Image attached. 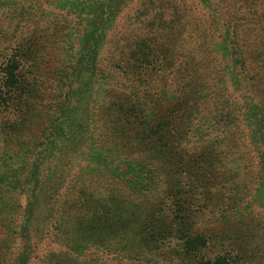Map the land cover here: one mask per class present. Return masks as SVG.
Here are the masks:
<instances>
[{"label":"trees","instance_id":"16d2710c","mask_svg":"<svg viewBox=\"0 0 264 264\" xmlns=\"http://www.w3.org/2000/svg\"><path fill=\"white\" fill-rule=\"evenodd\" d=\"M255 2L231 13L236 19L243 16L228 28L232 55L202 62L191 115L157 123L132 116L134 108L109 90L110 74L97 81L93 107L75 101L78 75L83 71L88 81L97 78L96 40L83 42L58 91L45 82H28L23 70L35 61L32 32L38 23L27 13L18 16L13 7H0V17L9 21L0 29L6 40H0V105L23 107L37 99L42 108L38 115L28 112L32 116L20 119L14 129L0 120L6 158L17 155L22 162L19 168L20 163L0 169V203L10 217L0 225V264H264V254L259 255L264 216L248 209L253 200L264 208V62L254 69L260 136L255 145H245L253 146L247 160H258V170H227L222 138L195 136L198 151L184 153L188 160L168 140L170 125L186 133L200 114L209 119L213 113L218 129L236 124L234 109L224 113L220 70L235 63L246 77L255 54H264V11L253 10ZM257 19L263 37L249 46L245 30ZM216 88L222 93L217 101L210 95ZM203 124L210 129L211 121ZM73 136L80 140L72 143ZM14 147L18 152L11 154Z\"/></svg>","mask_w":264,"mask_h":264},{"label":"rangeland","instance_id":"374dc122","mask_svg":"<svg viewBox=\"0 0 264 264\" xmlns=\"http://www.w3.org/2000/svg\"><path fill=\"white\" fill-rule=\"evenodd\" d=\"M253 1H256L252 5L253 10L259 13L264 11V0H0V7L5 10L13 7L18 16L27 13L33 17L34 24L38 23L32 32L35 61H31L23 70L28 82H45L47 87L58 91L70 71L72 61L76 60L75 56L81 53L79 50L83 42L96 40L100 44L98 61L93 68L97 78L88 81L89 74L83 71L78 75L79 92L75 101L83 108L85 102L93 107L99 88L97 81H101V76L110 74L113 82L109 90L114 89L113 96L118 95L128 107L134 108L137 113L132 116L141 115L138 118L145 117L157 123L180 115H191L195 102L192 94L197 89L196 74L202 62L210 56L223 58L232 55L227 47L230 37L228 28L240 24L243 16L236 19L231 13L238 7H248ZM8 23L0 17V29H5ZM66 26L72 30L65 29ZM99 26H104L105 30H100ZM260 27L258 19L246 27L244 38L249 46L263 37ZM62 28L66 30L63 33L59 31ZM55 31H59V38L53 37ZM0 40L3 43L6 41ZM251 48L255 49L254 46ZM73 49L77 53L73 54ZM254 58L256 62L250 63L246 77L235 63L227 64L220 70L224 86L221 100L228 107L224 113L234 109L235 114H231L236 124L218 129L214 126V114L209 113V119L201 118L203 115L200 114L194 121V128L186 133L170 125L168 140L177 145L179 157L188 160L185 156L187 152L188 155L197 153L193 140L197 135L203 140L222 138L228 151L227 170L237 173L239 166L246 173L260 168L258 160H247L253 154V146L245 147L248 142L255 145V137L260 136L254 106L260 94L255 86L254 69H260L264 54L256 53ZM64 70L63 74H55ZM252 85L255 86L253 90ZM90 93L92 99L86 101ZM211 93L215 94L216 101L217 94H222L219 88L212 89ZM38 102L32 99L29 105L23 107L0 105L1 122H8L7 126L14 129L20 119L32 116L28 112L35 115L40 113L42 108ZM209 121L210 129L203 124ZM202 126L205 127L200 129ZM222 130H225L223 135L220 134ZM11 133L14 132L11 130ZM79 140L78 136L72 137V143ZM8 149L0 139V169L10 167L9 164L17 167L19 163L18 168L21 167L22 162L17 155L16 160L14 157L6 158ZM10 151L12 154L18 149L14 147ZM144 157L146 160L147 154ZM157 166L160 168L161 165L157 162ZM1 204L0 225L10 218ZM259 205V201L253 200L248 209L264 216V208ZM0 232H3L1 227ZM260 253L264 254V246Z\"/></svg>","mask_w":264,"mask_h":264}]
</instances>
